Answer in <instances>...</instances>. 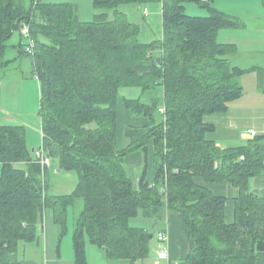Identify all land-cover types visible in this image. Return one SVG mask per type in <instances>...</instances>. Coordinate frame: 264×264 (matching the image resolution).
Segmentation results:
<instances>
[{"label": "trees", "instance_id": "obj_1", "mask_svg": "<svg viewBox=\"0 0 264 264\" xmlns=\"http://www.w3.org/2000/svg\"><path fill=\"white\" fill-rule=\"evenodd\" d=\"M91 1L99 13L80 21L69 2L0 0V79L11 64L29 59L40 85L38 149L78 175L72 193L50 194L49 166L36 159L23 125L0 123V264H19L18 244L36 238L46 208L64 228L77 198L83 208L74 223V264H87L86 239L108 259H145L154 234L131 220L158 224L168 210L181 214L189 244L177 264H255L264 254V195L253 193L248 180L264 174V136L220 147L206 137L214 125L203 121L242 95L244 70L229 60L236 47L217 39L220 29L241 21L214 8L213 0ZM188 1L207 14L186 13ZM154 3L161 5L162 37L143 42L122 6ZM24 24L32 54L22 41ZM15 32L19 52L7 58ZM125 87L140 89L138 98L123 103L147 123L125 128L128 143L119 147L117 105ZM151 90L161 94L143 98ZM150 141L156 176L148 183L144 167L134 186L126 156L139 150L146 158ZM210 183L239 189L231 223L224 218L226 197L212 193Z\"/></svg>", "mask_w": 264, "mask_h": 264}, {"label": "crops", "instance_id": "obj_2", "mask_svg": "<svg viewBox=\"0 0 264 264\" xmlns=\"http://www.w3.org/2000/svg\"><path fill=\"white\" fill-rule=\"evenodd\" d=\"M58 1L59 0H48V2ZM61 2L72 3L76 8V16L80 21H88L89 14L91 13L93 16L99 13V10L92 5L88 8L87 4L89 3L87 2L85 4L84 2L81 3L79 0H61ZM251 2L252 3L246 4L245 1L242 0H213L211 5L241 21L239 27L220 29L217 34V39L219 42L235 45L236 50L229 56V60L231 63L235 60L232 64L244 70L240 77L241 84L243 74L247 70H252L256 73L257 90L264 95V0H251ZM154 4L158 5L156 11L161 15V5L158 3ZM154 4L147 5L146 7H140L135 4L122 6V9L126 11L129 20L139 24V37L143 42H151L162 37V25L159 32H157L158 34L155 35L154 33L153 35L154 31L151 26L153 13L150 11V7ZM145 8L147 9V13H144ZM138 9L139 14L136 13ZM145 17L149 18V22H146ZM140 19L145 20V23H140ZM247 20L255 21L257 28L256 32L246 34L249 43H247V47H242L241 40L245 38V33L243 31L246 30L245 22ZM243 55L249 56L243 61L244 63L242 62L244 59ZM2 81L4 82L3 78L0 79V100H2L3 94ZM159 94H161V90H151L146 92L143 95V98L148 99L150 97H156ZM140 95L141 91L137 87H125L120 89L117 105L119 147H123L128 143V139L125 136V128L142 127L147 123L146 117L131 114L123 103L125 98H138ZM231 103L232 102H230V106H228L227 110L224 112L208 113L203 116V121L205 123L214 125V130L208 132L206 137L213 140L220 147L243 144L254 137L250 134L244 133V131H240V128H242L240 126L247 121L246 117H249L250 120L253 121V127H250V130L256 133L255 136H264V118H260L255 112L247 111L246 108H244L245 110L241 107L236 108ZM125 162L126 169L134 186H137L144 167H146L145 180L148 183H153L156 176V168L152 141L148 143L146 158H144L141 151L136 150L126 156ZM76 183L77 181L72 184L70 191L54 195H66L72 193L75 189ZM248 187L253 193L264 195V174L250 177L248 180ZM209 188L212 193L226 197L224 218L226 222L231 223L234 219V198L238 196L239 189L230 183H210ZM73 203L68 205L65 224H63L64 228L62 224L55 221L53 209L48 207L44 210L43 220L42 223L38 225L36 238L29 242L20 241L18 244L16 258L19 261V264L75 263L73 247L75 220L71 226L68 222L69 210ZM141 218L147 221V223L140 227L147 228L154 234L152 249L148 257L137 260L134 263L123 259H118L119 262H113L112 259L105 257L100 248L86 239L85 252L87 264H92V262H89L90 255L95 260V264H137L139 261L144 262L148 260L150 262L147 264H167V262L177 263L188 254L189 244L182 231V218L179 212L174 210L166 211L163 220L158 224H153V221L150 219L144 217ZM161 231H165L168 234V239L165 242L168 252V260H158L156 258V252L159 248L157 236ZM255 264H264V254L259 257Z\"/></svg>", "mask_w": 264, "mask_h": 264}, {"label": "rangeland", "instance_id": "obj_3", "mask_svg": "<svg viewBox=\"0 0 264 264\" xmlns=\"http://www.w3.org/2000/svg\"><path fill=\"white\" fill-rule=\"evenodd\" d=\"M48 1V0H45ZM61 2V0H59ZM58 1V2H59ZM64 1V0H62ZM84 4L87 2V7L92 5L91 0H79ZM246 4L252 3L251 0H242ZM185 12L190 15H206L207 9L201 6L199 3L188 1L185 2ZM93 6V5H92ZM158 5L154 4L150 7L152 15L153 35H157L162 25L161 15L156 11ZM139 14V9L136 12ZM93 14H89V20H93ZM146 18V17H145ZM149 22V18H146V22ZM140 23L144 24L145 20L140 19ZM245 38L241 40L242 47H247L249 43L246 38V34L256 32V22L247 20L246 22ZM143 26V25H141ZM151 27V28H152ZM20 33L15 32L8 41L9 47L6 50L5 56L7 58L14 57L19 52V40ZM225 40V39H223ZM25 43V39H22ZM244 59L249 56L243 55ZM24 61L14 62L7 69L2 72V100H0V123L8 125H23L25 128L26 142L30 147L38 149L41 146V131H40V116H39V103H40V85L37 77L31 73L30 61L27 57H24ZM19 61V60H18ZM235 61V60H234ZM233 61V62H234ZM232 62V63H233ZM244 63V62H243ZM6 77V78H5ZM5 78V79H4ZM242 95L231 101L236 108H246L247 111L257 113L260 118H264V95L258 92L256 83V73L252 70H247L242 77ZM230 106V102L228 103ZM245 110V109H244ZM247 121L240 127V131L250 134V127H253V121L249 117H246ZM250 122H249V120ZM241 141V140H238ZM244 141V140H243ZM58 163L51 160V163L47 172L48 187L47 190L50 194H62L71 190L72 184L78 180L77 172L74 170H60L56 167ZM59 171V172H58ZM1 174V163H0ZM83 208V201L81 198H77L69 210V224H73V221L78 216ZM147 221L143 220L140 216L131 220V224L135 226H144ZM153 241V240H152ZM91 255L89 262L95 264V260ZM87 258V257H86ZM113 262H119L118 259H112ZM150 261H139L137 264H147Z\"/></svg>", "mask_w": 264, "mask_h": 264}, {"label": "built area", "instance_id": "obj_4", "mask_svg": "<svg viewBox=\"0 0 264 264\" xmlns=\"http://www.w3.org/2000/svg\"><path fill=\"white\" fill-rule=\"evenodd\" d=\"M144 13H147V9L145 8L144 9ZM20 33L21 35L23 36V38L25 39V43H26V46H25V51L28 53V54H32L33 53V47H34V40L32 37H30V32H29V28L26 24H24L22 26V28L20 29ZM160 112L161 113H164V108L161 107L160 108ZM250 135L251 136H255L256 133L254 131H250ZM35 157L36 159L40 162V164L42 166L46 165V166H49L50 163H51V158L46 155L43 151V148H40L38 150L35 151ZM168 239V234L165 232V231H161L158 236H157V241L159 243V248L156 252V258L158 260H168V252H167V248L165 246V242L167 241ZM167 264H177L176 262H167Z\"/></svg>", "mask_w": 264, "mask_h": 264}, {"label": "water", "instance_id": "obj_5", "mask_svg": "<svg viewBox=\"0 0 264 264\" xmlns=\"http://www.w3.org/2000/svg\"><path fill=\"white\" fill-rule=\"evenodd\" d=\"M33 150V149H32Z\"/></svg>", "mask_w": 264, "mask_h": 264}]
</instances>
